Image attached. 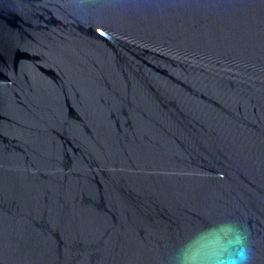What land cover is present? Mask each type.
<instances>
[{
  "label": "water",
  "instance_id": "obj_1",
  "mask_svg": "<svg viewBox=\"0 0 264 264\" xmlns=\"http://www.w3.org/2000/svg\"><path fill=\"white\" fill-rule=\"evenodd\" d=\"M264 264V0H0V264Z\"/></svg>",
  "mask_w": 264,
  "mask_h": 264
},
{
  "label": "clouds",
  "instance_id": "obj_2",
  "mask_svg": "<svg viewBox=\"0 0 264 264\" xmlns=\"http://www.w3.org/2000/svg\"><path fill=\"white\" fill-rule=\"evenodd\" d=\"M246 255L238 254L237 258L230 259L228 261H221L220 264H245Z\"/></svg>",
  "mask_w": 264,
  "mask_h": 264
}]
</instances>
